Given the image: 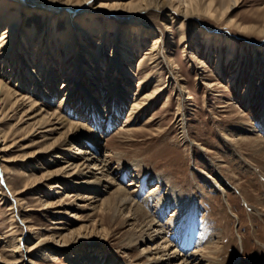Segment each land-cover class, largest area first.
<instances>
[{
    "label": "rangeland",
    "instance_id": "obj_1",
    "mask_svg": "<svg viewBox=\"0 0 264 264\" xmlns=\"http://www.w3.org/2000/svg\"><path fill=\"white\" fill-rule=\"evenodd\" d=\"M0 1L6 3L0 6V40L12 18L21 20L0 49V82L102 137L97 148L83 138L71 140L69 152L57 143L52 154L41 152L27 162L60 132L26 137V125L34 121L29 120L7 147L0 138V264H149L157 255L143 253L153 245L134 239L124 217L96 213L85 206L90 200L75 199L93 196L91 187H56L59 178H43L71 161L78 147L95 152L124 186L135 185L130 191L139 192L142 202L159 190L149 211L143 209L165 226L157 236L161 244L183 243L178 231L182 235V227L192 225L197 234L189 252L201 264L209 252L216 264H264V154L251 143L233 141L238 133L264 138V0H238L230 9V0H214L216 18L203 10L185 15L172 5L129 13L89 0L86 14L73 12L68 19L69 11H55L49 0ZM91 19L99 26L94 30ZM134 25L144 30L140 48L131 43ZM81 29L91 31L82 37ZM155 88L160 94L149 97ZM17 122L6 118L0 130L13 132L24 121ZM59 200L61 209L50 208ZM170 200L176 203L168 206ZM179 205L185 217L178 216ZM177 218L186 222L182 230ZM84 228L106 231L89 243L77 234ZM60 232H76L80 239L62 246Z\"/></svg>",
    "mask_w": 264,
    "mask_h": 264
},
{
    "label": "bare ground",
    "instance_id": "obj_2",
    "mask_svg": "<svg viewBox=\"0 0 264 264\" xmlns=\"http://www.w3.org/2000/svg\"><path fill=\"white\" fill-rule=\"evenodd\" d=\"M49 1L54 3V5L50 7H52L55 11L56 10H68L69 12L66 14L67 19H68L69 16H71L73 12H81V13L83 12L84 14H86L85 13L86 9L83 7L89 0H49ZM177 1L178 0H137L136 2L125 3L124 0H114L113 2L104 0L99 3V7H103L109 10L126 11L129 13H137V12L139 13L142 10H146L150 8H153L156 10H162L165 7L166 8L169 7V5H172L177 10L182 11L185 15H191L195 13L196 11L200 12L203 10V12H205L206 14L211 15L212 17H215V18L217 17V10L214 9L213 7L214 0H179L182 4H185L181 8L179 6L180 4L176 3ZM238 2H239L238 0H230L228 9L237 5ZM3 5H6V3L0 1V6H3ZM225 12L226 11H224L222 14L224 15ZM20 21L21 20L18 17L12 18V22L14 24L11 27H9L7 31L3 34L0 40V49L4 48V46L8 42L7 40L8 37L16 34V30L18 29V26L20 25ZM90 21L91 22L89 23V26L92 30L99 27L96 21L92 19ZM183 22L184 21H182L181 24L178 26L177 31H180L182 29ZM119 25H117V28L119 27ZM83 28H85V25H83ZM87 31H91V30L81 29L79 35L83 37L87 34ZM129 31L131 35L134 34L133 40L131 41V43L134 44L136 48H140L142 33L144 32L143 28L138 27V25H134L133 27L130 28ZM101 32L102 34H106L103 29ZM81 40H83V38ZM113 41H114V45H117L118 43L117 33L114 35ZM159 42H160V38L157 37L155 43L151 47L150 55L152 59L157 57L155 56L156 52L154 51L156 50ZM158 60L160 59L158 58ZM89 74H90V71H89ZM64 85L63 87L65 88ZM159 94H160V89L155 88L152 91V93L149 95V97L153 95H159ZM139 105L140 103H135V106H139ZM6 118L9 120H15L18 118V122L16 124H18L20 121H24V122L18 124L17 129L13 130V132L9 131L8 133H4L3 131L0 130V138L2 140V144L4 147H7L6 144L10 136L14 135L15 133H17L18 131H20L26 126H28L25 132L26 137L30 136L31 134L37 131H38L37 134L43 133L44 138L48 137L49 135H53V134L60 132V135L54 137L52 144H50L45 149V151H36L34 154L30 153L27 157H25L23 161H26V160L28 161L29 159L33 158L35 155L41 154V152H44L47 155L52 154L51 149H56L57 147V146L56 147H52V146L56 145L57 143L59 144V147H61V150L63 152H67V151L69 152L68 145L71 142V140H76L79 142L81 138L86 139L87 141L90 142V144L94 148H97L98 147L97 145L100 144L99 141L102 138L101 135L97 134V132H94L91 128L86 127L84 124L78 123L79 121L78 122L69 121L67 118H64L63 116L60 117L55 111L47 112V110L40 107L37 103H35L31 99L17 92H14L12 89L7 87L5 84L0 82V123L3 122ZM29 120H34V121L31 122L30 125L27 124L26 126H23V124L26 122H29ZM261 126L264 131V115H263V120L261 121ZM251 128H253V126ZM243 130H246L248 132H253L251 131V129L243 128ZM72 135L74 136L73 138H71ZM246 135L247 134L245 133H238L237 137H234L233 141L237 144L241 142L251 143L254 147L259 148L258 150L256 149L257 151L264 154V138L263 137L250 138ZM78 136L79 138L77 139ZM68 139L70 140L68 141ZM3 149L9 150L7 148H3ZM94 153H91L81 147H78V150L74 152V154H70L71 158H69V160L71 161L67 160L64 163L65 166H60L57 169H54L47 174L44 173L43 178L46 180L48 179L55 180L59 178V181L53 183V184H56V187H58L59 184L67 185L70 182L72 183V185H76V186L82 185V186H85L86 188L91 187L92 188V189L90 188L92 190L91 195L93 196L81 197V198H75V199L90 200V202L86 203L85 206L90 207V209L94 210L96 213L105 214V216L107 217L112 216V218L120 217L122 219L124 217L123 219H125L128 225L131 226V228L133 229V231L132 230L131 231H132V234L135 236L134 239L138 241L141 239L142 241L144 242L146 241L148 244L151 243L153 245L154 248L146 247L143 249V253L146 252L147 254L148 253L150 254L152 250L156 251L155 254L157 255L151 258L152 261L149 264H175V262L176 263L178 262V264H201V261L200 260L198 261L199 258L196 257L197 255L195 253L189 252L191 243L192 241H194V236L197 234L196 230L192 228V225L191 226L189 225L190 227H187L186 229H184V227H182L183 222L180 223L179 219L177 218L176 224L180 225L179 229H181V227L183 229V230L181 229L182 235H181V231H178L180 232L179 237L183 238L181 239L183 240V243L180 242V244L172 245L170 239L168 240L165 239L166 241L163 242L164 243L163 245V243L161 244V242L157 240V236L162 234L160 232V229H163L165 226L163 225L162 227L161 225H159L158 224L159 220L156 221L153 218L150 219L149 218L150 215H148V213L145 211V209H143V207L145 206L149 207L150 206L149 204L152 201L154 202L157 201L156 198L158 197L156 196L158 195L159 190H153V192L147 196V199H146L147 204H144L146 200L142 202V200H139L140 197L137 198V196H140L139 192L136 193L135 195L134 192L132 193L130 191L129 186H135V185L130 184L129 186L127 185L124 186L121 182H119L114 177H112L108 171L107 163L105 164L104 160L99 159V157L96 156V153L95 154ZM50 156L46 158V161L53 165V158H51ZM4 161L10 162L11 160L7 159ZM5 167L7 168V166ZM126 175H127V171L124 172V178L126 177ZM151 180H153V178ZM145 183L146 182H143V184ZM145 185H143V188H145ZM25 187H27V185ZM106 193H108V196H103ZM18 194H21V192L16 193V195ZM97 196H102V197L97 199ZM162 199L159 201V204L163 203ZM170 201H171L170 203L168 202V206H171L173 203H176V201H172V200ZM61 202L62 200H59L58 202L50 203L49 204L50 208L61 209V206H62ZM97 202H100V203L96 204ZM163 205L164 204H162V206ZM149 208H148V211H149ZM56 211H57L56 213L58 214L62 212L61 210H56ZM163 213H164V209L161 211V213H159L160 218L163 217ZM178 213H179L178 216H180V218L185 217L184 215L185 208L182 205H179ZM103 220L104 219H101L100 221L102 222ZM184 224H186L185 221L183 225ZM81 229L77 233L78 236L85 237V239L89 240V243L96 241L97 238L102 235L101 234L102 230H104V232L106 231L105 229L97 231L95 230V228L92 231H89L84 228V230L86 231L85 233V231H81ZM27 230L29 233V229ZM139 232L141 235L138 236ZM74 233L76 232H72L71 234L67 236H62L60 232L59 235H57V238H59L58 242L62 243L63 244L62 246L71 245L73 240L78 241L80 239V238L76 239L75 236L73 237ZM164 234L165 236L169 237L170 233H168L165 230ZM201 237H203L202 234L200 238ZM15 246L19 247L17 244ZM16 252H18V250L14 251V253ZM209 255L213 256L215 255V253L209 252ZM210 256H209V259L207 260V264H216V262L212 260ZM49 257L53 260L57 259V255L53 253L52 254L49 253ZM17 263L18 262H16L15 264Z\"/></svg>",
    "mask_w": 264,
    "mask_h": 264
}]
</instances>
